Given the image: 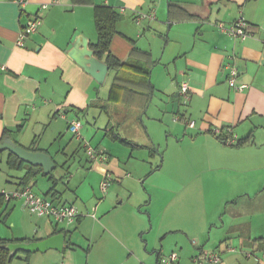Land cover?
<instances>
[{"label": "crops", "instance_id": "obj_1", "mask_svg": "<svg viewBox=\"0 0 264 264\" xmlns=\"http://www.w3.org/2000/svg\"><path fill=\"white\" fill-rule=\"evenodd\" d=\"M42 5L47 7L42 9ZM94 6H108L120 16L109 52L121 68L109 67L92 50L91 45L97 42ZM140 13H153L154 19L146 17L136 22ZM33 17L40 18L36 33L24 38L22 46L17 45L18 34ZM241 17L252 36L242 40L222 31L221 27L228 28ZM263 29L264 0H93V4L83 6H73L68 0H26L23 7L13 0H0V143L9 137L28 151L45 153L54 162L55 170L57 163L49 148L52 143L43 142L45 134L51 129L52 140L56 141L64 129L68 131L70 120L95 109L107 117L101 129L102 137L124 144L130 151L145 150L153 157L156 156L154 145L128 139L119 131L128 134V124H141L142 115L155 98L153 117L161 122L170 120L171 116L174 119L167 138L178 146L184 142L189 146L188 152L179 155L180 168L175 170L173 178L177 186L156 191L168 194L164 209L177 202L182 207H200L206 215L208 206L214 216H204L195 231L180 226L184 219H171L168 225L178 226L165 228L161 235L163 239L166 235H178L174 247H179L180 252L171 250L167 255L177 254L175 264H191L193 257L208 252L219 254L218 264H264ZM87 51L93 55L87 56ZM75 58L83 60L85 65ZM89 59L93 60L90 64ZM230 62L238 69L237 85L246 86L241 92L227 84L225 66ZM144 80L150 99L143 109L141 99L136 96L131 100L129 95L130 89L142 90L140 84ZM133 82H137L136 86ZM182 82L188 85L185 101L179 96ZM120 83L121 90L114 87ZM100 91H104L103 96ZM188 122L194 126L188 127ZM227 128L236 136L233 143L229 142ZM216 129L221 134L214 135ZM237 142L240 144L236 145ZM65 151L63 147L55 153L63 155ZM103 151L107 155L105 162L89 161L91 173H86L92 174L94 184L83 171L80 189L88 191L89 184L99 189L106 171L121 188L131 180L119 159L110 150ZM2 153H6L4 164L9 171H6L9 179L6 183L13 186L6 189L0 183V190H17L31 165L16 157L24 164L10 168L8 159L12 154L6 150ZM37 168L40 174L26 187L33 188L36 179L43 177L48 185H44L39 196L46 199L50 196L55 205L73 204L62 200L63 194L56 190L60 177L49 176L53 170L44 175ZM12 172L19 175L12 176ZM143 175L146 174L137 173L132 180H140ZM51 177L57 181L54 183ZM68 191L74 196L78 193L80 199L86 196L73 189ZM111 194L99 202L84 201L83 209L76 208L78 217L71 224L36 217L38 222L31 236L21 234L0 240L8 244L31 243L61 234L64 236L61 250L45 251L52 252V264H84L75 259L74 240L78 236L88 247L85 264H158L166 254L157 252V258L155 254L149 263L147 257H139L141 245L132 240L126 227L120 235L107 229L105 221L109 223L111 218L119 221L114 215L108 217L116 208ZM152 200L151 194L150 201L145 200L141 206H149ZM9 204L4 203L0 209V223H5L9 215ZM22 206L26 208L23 203ZM125 215L128 224L136 223L137 235L142 242L146 241L145 249L149 251V239L142 237L145 220L131 209ZM152 220L150 214L149 233L155 226ZM104 239L123 251L126 261L115 259L106 247L99 262L92 259L91 263V243ZM229 248L234 251H228ZM128 255H133V263L127 261Z\"/></svg>", "mask_w": 264, "mask_h": 264}, {"label": "rangeland", "instance_id": "obj_2", "mask_svg": "<svg viewBox=\"0 0 264 264\" xmlns=\"http://www.w3.org/2000/svg\"><path fill=\"white\" fill-rule=\"evenodd\" d=\"M129 23L132 26H135L133 22ZM156 74L157 70L155 71V75ZM100 92L103 96L104 91ZM154 108L155 98L150 103V107L147 112L142 115L141 124L137 123L136 126H134L132 123L128 124L126 127L128 129V134H125V131H119L122 136L128 139L135 140L139 143H151L150 145H154L156 156L153 157L149 156L148 152L145 150L135 149L130 151V149L128 147L126 148L124 144L114 143L111 142L108 138L102 137L101 129L105 126L107 117L104 114L99 113L95 109H89L87 113L79 116V120L82 125V128L80 130V135L82 138L81 141L75 140L72 134H70L65 129L62 135H60V138L56 139V141L52 140L54 138L52 136L54 135L51 133V129L48 130L43 138V142H45L46 144H48V142H50V144L52 143V145H50L49 147L50 153L57 163V167L52 171V175L57 179L58 177H60L61 179L56 186V190L60 191L63 194L62 200L71 201L78 210H81L83 209V202H86L87 199H90L91 202H99L101 200H104L106 198V195H110L111 191H113L114 193L113 195L111 194V197L115 199L114 206L116 208L109 214L108 217L114 215L117 219H119V221L117 222L116 219L111 218V221L109 220V223L105 221V225L107 229L114 230V232L118 233V235H120V232L123 230L122 228L126 227V229L129 230L128 233L132 237V240H136V242L140 243L141 245L139 257H147L146 259L149 260V263L153 261L152 258L153 256L155 257V254L157 252H161L162 254L166 255L171 250H177L180 252L179 247H174V240L178 235H166L165 239H163L161 235L165 228L178 226L174 223L172 225H168L171 219H184V221H181L182 224L180 226L186 227L187 229L190 228L195 231L199 227L200 222L202 221L204 216H208L209 218L214 217L212 209L208 206L205 211L206 215L202 213L200 207L193 205L189 207H182L181 205L177 204V202H171L168 205L167 210L164 209L168 194H166L164 191H156H158L160 188L162 189L163 187L177 186V183H175L173 178L175 170L180 168L179 155H184L181 154L182 152H188L186 150L189 146H187L188 144H186L188 142H184L181 146H178V144L174 143L172 139L167 138L172 125L171 123H174L173 116H171L170 120L167 119L166 121L161 122L159 118L153 117ZM145 132L146 134H148L150 140ZM84 143H88L89 146L96 151H103L106 149L110 150V152H112L111 154L119 159V161L121 162V166L124 167L129 179H131L129 180L128 184L124 186L122 185L121 188L120 185L112 181L111 186L107 190V193L102 194L101 191H99V189L93 185L94 182L92 174H88L91 173V170H89V159L83 149ZM63 147H66L65 154L61 155L55 153L56 150ZM129 153H131L130 158ZM5 158L6 153L0 154V183L4 184V187L6 189H10L13 185L6 183V180L9 179L6 177V171L8 170L4 164ZM157 166L160 167L158 170H156ZM83 171L85 173L88 172L86 174L88 175L90 181L93 183L89 184L88 191H84L83 188L80 189V187L82 186L80 185V181H82ZM135 171L136 173H134ZM137 173H143L146 175H143L140 180H136L134 182L132 179L136 178L135 176ZM11 175L18 176L19 172H12ZM67 181H71L69 185L67 184ZM117 181L119 182V180ZM47 183L48 182L45 180V178L38 177L36 179V184H34L32 188V191L37 195H42L44 185H46ZM92 186L94 189L92 188ZM70 189L79 191L80 194H84L86 196H83V199H80L79 194L77 193V196H74L71 192L68 191ZM4 191L7 193L14 190L7 191L4 189ZM116 194L118 195V197H116ZM151 194L153 197L152 203L149 204V206L151 207L141 206L145 200H147L148 202L150 201ZM47 199L50 200V196ZM120 201L123 202L121 205L119 204ZM88 204L91 203L89 202ZM9 209L10 212L7 219L5 220V223H0V238H13L14 236H22L21 234H29V236H31L32 229L34 228L36 222H38V219L34 215H32L27 208H24L22 206V201L11 200ZM129 209L134 210V214L136 216L141 218L143 217V219L145 220L146 224H144L145 229H143L144 231H142V237L143 240L149 239V251L145 249L146 241L142 242L139 238V235H137L138 231H136V223L134 224L130 222L128 224L127 222V216L125 215V213H127ZM162 210H164V212ZM150 214L153 219L152 225L154 223L155 226L149 233V229L151 227ZM123 216H125L126 218H124ZM155 221H157V224L155 223ZM71 230L74 231L73 229ZM76 233L77 231L74 232L73 235L75 236ZM78 237L74 240L77 246L75 247V259L81 263L83 261V263L85 264V257L88 255L86 249L88 247L87 244H85L82 239H78ZM91 245V263L92 259L97 260L96 262H99V257H101V253L107 249L106 247L111 249V252L113 253L115 259L117 258L118 260L126 261L125 258L127 257V255H125L123 251L118 250L116 246L112 247L111 244L107 243L106 239H104L100 243H91ZM50 255H53L52 252H18L16 258H14L10 264H52ZM94 256L96 257L92 258ZM128 256L129 258L127 261L129 263H133V255ZM57 264L63 263L59 262Z\"/></svg>", "mask_w": 264, "mask_h": 264}, {"label": "built area", "instance_id": "obj_3", "mask_svg": "<svg viewBox=\"0 0 264 264\" xmlns=\"http://www.w3.org/2000/svg\"><path fill=\"white\" fill-rule=\"evenodd\" d=\"M17 5L23 7L26 3V0H13ZM47 6L42 5L41 8L45 9ZM149 17L154 19L153 13L151 15L138 14L135 18V21L138 22L141 19ZM40 24V18L33 17L27 20L25 26L22 28V31L18 34L17 45L22 46V41L24 38L29 37L36 33L37 28ZM222 31L227 33L230 37L246 39L252 36V32L248 30V27L241 17L234 21L228 28H222ZM264 30V29H263ZM233 57L230 58L232 60ZM227 70V84L230 88L235 91L241 92L246 86L237 85L236 79L238 76V69L234 63L230 62L225 66ZM179 96L185 101L188 97V85L185 82H182L179 85ZM176 120V119H175ZM186 125L192 128L194 125L192 122L186 123ZM82 128L81 122L79 119H73L68 122V132L77 141H81L80 130ZM229 133V142L233 143L236 141V136L231 134L229 128L226 129ZM214 135L221 134L220 129L213 131ZM83 149L90 162H100L103 163L107 160V155L104 151H96L92 149L89 144L84 143ZM112 176L109 172H104L102 175V180L100 182L99 189L102 194H106L108 188L111 186ZM3 195L5 201L19 200L22 201L23 205L28 209V211L37 218H48L58 224H71L78 217V210L73 204H61L55 205L50 200L35 194L30 187L19 188L12 192H0ZM228 251H234L233 248H229ZM178 259L176 253H170L167 256H163L158 264H175ZM220 262V256L215 252L201 253L196 255L191 259V264H218Z\"/></svg>", "mask_w": 264, "mask_h": 264}, {"label": "trees", "instance_id": "obj_4", "mask_svg": "<svg viewBox=\"0 0 264 264\" xmlns=\"http://www.w3.org/2000/svg\"><path fill=\"white\" fill-rule=\"evenodd\" d=\"M73 6H83V5H91L93 4V0H68ZM120 20V16L110 7L108 6H94V24L97 32V42L91 45L92 50L98 58H103L105 63L111 68L122 67L119 61L114 58L109 52V45L112 40V37L117 34L116 26L118 21ZM137 82H133V85L136 86ZM140 86L142 90L138 89H130V98L131 100L137 98L138 96L141 99V108H145L149 99L150 93L147 91L145 80L141 81ZM121 90V83L116 84L114 86ZM139 94V95H138ZM240 143L237 142L236 145ZM35 152V150H29ZM17 164L23 165L24 163L20 162L13 155L9 156L8 166L10 168H15ZM41 170L37 167L30 166L29 170L23 175L21 178L22 186L20 188L26 187V184L34 179L38 174H40ZM52 176V173L49 174ZM51 180L54 179L51 177ZM57 181V180H55ZM54 181V183H55ZM10 201H5L3 195L0 193V209L4 205V203H9ZM8 241L0 240V264H10L11 261L16 258L17 253L9 257V251L6 248ZM21 252V251H19Z\"/></svg>", "mask_w": 264, "mask_h": 264}, {"label": "water", "instance_id": "obj_5", "mask_svg": "<svg viewBox=\"0 0 264 264\" xmlns=\"http://www.w3.org/2000/svg\"><path fill=\"white\" fill-rule=\"evenodd\" d=\"M85 47V44H81ZM87 56L93 55L92 51H87ZM76 59V58H75ZM76 61L82 66L85 65L83 60L76 59ZM93 60L89 59L87 63H92ZM103 69H106L103 66ZM100 79L99 76H97ZM6 150L19 160L24 163H27L31 166L40 167L44 175H48L54 168L55 164L52 159L42 152H33L28 151L14 143L11 138H4L0 143V151ZM64 236L61 234L52 236L41 242H31V243H15V244H7L6 248L9 251V257L17 253L18 251L26 252V253H36V252H45L49 249L60 251L63 244ZM157 258V254H156Z\"/></svg>", "mask_w": 264, "mask_h": 264}]
</instances>
